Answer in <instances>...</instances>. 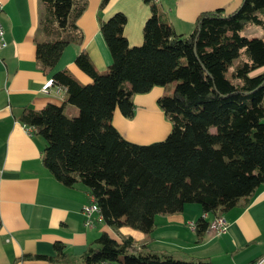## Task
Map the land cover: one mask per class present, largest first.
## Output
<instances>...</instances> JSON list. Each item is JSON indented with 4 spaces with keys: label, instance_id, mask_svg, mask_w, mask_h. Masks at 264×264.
I'll list each match as a JSON object with an SVG mask.
<instances>
[{
    "label": "trees",
    "instance_id": "1",
    "mask_svg": "<svg viewBox=\"0 0 264 264\" xmlns=\"http://www.w3.org/2000/svg\"><path fill=\"white\" fill-rule=\"evenodd\" d=\"M41 2L40 28L48 39L37 40L35 54L50 70L69 43L81 41L76 19L86 0ZM145 2L151 14L141 44H129L126 16L114 13L100 22L111 55L106 71H97L80 50L74 63L91 81L81 84L66 69L55 70L53 85L65 88L66 99L40 109L25 106L18 118L44 138L42 163L56 180L86 186L111 228L129 226L149 237L158 213L197 203L203 213L223 214L249 204L264 184V39L241 34L247 22L264 34V0H242L230 13L203 11L187 34L162 18L158 0ZM170 82L172 93L156 100L171 123L167 135L149 143L124 138L112 123L115 108L131 119L134 94ZM66 103L77 113L67 116ZM207 226L206 217L195 220L199 240ZM135 243L129 235L116 239L102 231L83 251L82 262L215 264L133 251ZM63 248L54 244L56 259L66 257Z\"/></svg>",
    "mask_w": 264,
    "mask_h": 264
},
{
    "label": "crops",
    "instance_id": "2",
    "mask_svg": "<svg viewBox=\"0 0 264 264\" xmlns=\"http://www.w3.org/2000/svg\"><path fill=\"white\" fill-rule=\"evenodd\" d=\"M100 1L86 0L76 19L81 41L69 43L57 64L48 70L39 65L35 54L37 40L48 39L40 28L41 0H0L5 37V45L0 49V264H83V251L102 231L116 239L133 237V251L149 250L182 260L208 259L215 264H253L261 256L257 262L264 260V184L257 188L249 204L236 205L223 213L228 226L220 235H214L207 227L199 240L190 223L200 216L210 220L213 214L203 213L197 203H185L180 211L156 214L153 230L147 237L129 226L115 230L98 214L92 226H86L81 208L89 199L87 187L80 182L66 186L44 167L45 140L34 131L27 133L18 118L21 109H40L48 102L59 104L66 99L61 86L41 90L55 70L66 69L81 84L90 82L91 78L74 63L80 50L87 52L97 71H106L111 55L100 22L114 13L125 14L123 33L130 45L143 41V25L151 14L149 3L108 0L100 8ZM241 2L159 0L156 4L162 18L177 33L187 34L203 11L221 8L230 13ZM245 32L247 37L264 39L258 24L247 23ZM166 86L157 85L148 92L134 94L135 114L131 119L115 108L112 123L124 138L136 141L129 135L142 132L146 137H155L143 142L148 143L167 135L171 123L156 104L157 98L167 92ZM71 111L76 114V107ZM56 242L64 245L66 257H54Z\"/></svg>",
    "mask_w": 264,
    "mask_h": 264
},
{
    "label": "built area",
    "instance_id": "3",
    "mask_svg": "<svg viewBox=\"0 0 264 264\" xmlns=\"http://www.w3.org/2000/svg\"><path fill=\"white\" fill-rule=\"evenodd\" d=\"M2 8H3V5L0 2V14H1ZM4 45H5L4 29L0 21V49ZM51 86H53V80L52 78H48L41 85V90L48 91L51 88ZM62 88L65 89L64 87ZM23 126L25 130L27 131V133L30 134L32 132V128L30 126H26V125H23ZM88 197L89 199L86 203L82 205L81 211L84 214V224L86 226H92L95 220V216L98 213L95 211L94 206L91 205V194L90 193ZM190 224H194V222L193 223L191 222ZM227 226H228L227 219L221 220V221H213L212 217L210 218V232L213 233L214 235H220L224 233L227 230Z\"/></svg>",
    "mask_w": 264,
    "mask_h": 264
},
{
    "label": "rangeland",
    "instance_id": "4",
    "mask_svg": "<svg viewBox=\"0 0 264 264\" xmlns=\"http://www.w3.org/2000/svg\"><path fill=\"white\" fill-rule=\"evenodd\" d=\"M247 23H252V22H247ZM247 23H245V25H244V27H243V29H242V31H241V34H243V35H246V32H245V29H246V24ZM248 37H253V36H248ZM174 84H175V82H170V83H168L167 84V92H165V94H171L172 93V91H173V88H174ZM158 107V106H157ZM71 109H74V106H72L70 103H66L65 104V106H64V113L67 115V116H72V111H71ZM77 113V112H76ZM169 121V120H168ZM264 121V120H263ZM135 132V131H134ZM133 132V133H134ZM138 133V132H137ZM131 138H133V140H136L137 141V143L138 142H147L148 140H151V139H153V138H155V137H146V136H144V134L141 132V135H135V133H134V135H129ZM164 138V137H163ZM130 141H132V140H130ZM136 141H133V142H136ZM152 142V141H151ZM149 143V142H148ZM215 215H213L212 217H214ZM209 221V220H208Z\"/></svg>",
    "mask_w": 264,
    "mask_h": 264
},
{
    "label": "bare ground",
    "instance_id": "5",
    "mask_svg": "<svg viewBox=\"0 0 264 264\" xmlns=\"http://www.w3.org/2000/svg\"><path fill=\"white\" fill-rule=\"evenodd\" d=\"M159 1V0H158ZM91 205L94 206L95 208V211L98 213V206L97 204L95 203L93 197L91 196ZM98 218L99 219H102L101 215L98 213ZM212 220L213 221H221V220H226L225 216L223 214H217L215 215L214 217H212ZM190 226H194V224H191ZM209 229H210V220L208 221V226H207ZM261 261L257 262L256 264H260Z\"/></svg>",
    "mask_w": 264,
    "mask_h": 264
}]
</instances>
